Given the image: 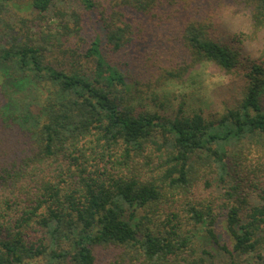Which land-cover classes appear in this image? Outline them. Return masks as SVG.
Listing matches in <instances>:
<instances>
[{
  "label": "trees",
  "instance_id": "1",
  "mask_svg": "<svg viewBox=\"0 0 264 264\" xmlns=\"http://www.w3.org/2000/svg\"><path fill=\"white\" fill-rule=\"evenodd\" d=\"M65 1H27L22 29L61 9L37 34L0 19V264H209L208 242L228 264H264V61L245 73L241 34L219 41L218 17L199 19L207 0ZM231 2L254 42L264 0ZM149 49L175 61L148 67ZM205 63L239 71L236 102L167 107ZM14 85L32 91L7 110Z\"/></svg>",
  "mask_w": 264,
  "mask_h": 264
},
{
  "label": "rangeland",
  "instance_id": "2",
  "mask_svg": "<svg viewBox=\"0 0 264 264\" xmlns=\"http://www.w3.org/2000/svg\"><path fill=\"white\" fill-rule=\"evenodd\" d=\"M27 1L28 0H14L15 4L8 5L7 9L5 6H3L2 13L0 14V19L11 23L16 31L20 30L21 33L30 32V34H37L40 31L39 29H37V26H39L40 23L47 22L52 24L56 21V19H58V14L61 9L55 12L51 10L48 13L49 16L44 18L42 22L24 23L25 27L26 25H28V28L22 29L20 25L21 20L32 17V14H30L31 12L28 13L25 9ZM69 1L66 0L65 2H58L56 7L75 9L77 11L81 10L82 7L79 1ZM231 1L207 0L204 9H202V7H200L199 9V16L201 17L199 19H205L206 21L211 17H218L219 27L215 35L217 36V39L219 38V41L227 42V40L230 41L231 39L233 42L237 43V41L233 39V35L234 33L241 34L240 40L242 44L238 45L237 50L240 53V61L244 63L243 67L248 68V70L245 71V73H247L249 72L252 64H256L257 60L261 59L264 61L263 57L260 58L261 53H264V31L259 32L256 35L257 39L254 42H251L250 38L245 39V37L251 34V30L248 29L245 19L241 16H237V14L234 13V4H232ZM83 23L84 26L82 35L85 39V42L90 43L94 33L98 30L99 27L95 23H93L91 18L88 17H84ZM169 39L174 42L175 36L171 35V37L169 36ZM146 53L149 56L148 61L149 59L154 60L152 66H149L147 64L148 67L154 68L153 66L155 64L156 66L163 68L175 61V56H173L174 52H164L162 56H155L154 51L152 49H149ZM240 68L241 67H239L238 69L240 70ZM5 69L6 68L3 65L0 66L1 86H3L5 80H8V78L4 77L3 74ZM237 73H239V71L234 70L231 75H225L211 63L200 65L190 72V77L186 79L184 84H173L167 87L166 91L169 93V95L168 99L165 100V105L172 109L176 108L178 106V103L184 98L186 103L189 104L191 108L202 110L204 115L212 114L213 116H215L221 114L225 111V109L229 108L236 102V98L238 96ZM152 74L155 73H153L152 71L148 72L144 76L145 78H143V82L141 81V85L144 84V87L147 86V82L149 81L148 77H151ZM13 88L14 89L11 90L7 110H12L13 107L18 106L19 99L28 97L30 92L32 91L31 87L29 89V85H14ZM169 108L167 109L171 110ZM253 153L255 157V150H253ZM245 156L247 159H253V154L245 153ZM245 173L246 171L244 169H241V173L239 175V177L243 180L241 181V191L245 189L244 185H249V183L245 180L247 176ZM199 236L200 235H198V237ZM199 241L201 242V244L204 243V240H202L200 237ZM206 244L207 247L200 246L199 252H202L201 250L203 248V250H207L211 253V258L209 257L207 259L209 264H228L227 255L216 251V247L214 248V246H212L209 242Z\"/></svg>",
  "mask_w": 264,
  "mask_h": 264
}]
</instances>
